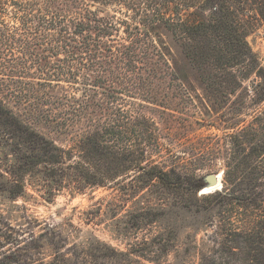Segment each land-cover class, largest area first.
Wrapping results in <instances>:
<instances>
[{
    "label": "trees",
    "instance_id": "1",
    "mask_svg": "<svg viewBox=\"0 0 264 264\" xmlns=\"http://www.w3.org/2000/svg\"><path fill=\"white\" fill-rule=\"evenodd\" d=\"M229 3L230 0H0V48L10 44L18 50L5 58L10 68L1 70L7 64L3 60L0 68V138L10 145L13 155L11 163L0 166V189L15 199L23 195L30 178L45 186L48 197L57 189L50 180L55 185L66 183L72 186L70 189L81 190L85 185H105L115 174L136 177L140 186L160 193L171 188L175 166L165 169L146 152L148 147L155 150V144L148 126L151 120L140 112L142 104L126 100L123 108L112 103L141 91L156 93L137 84L143 87L154 80L173 78L160 27L189 37L209 27L221 34L226 14L223 12L229 9ZM207 6L214 11L209 22L188 18L191 10L204 12ZM8 71L20 78L29 77L32 90L38 93L31 97L33 100L29 98L33 94L10 90L5 74ZM5 95L19 112L6 104ZM263 117L255 119L261 121ZM34 119L59 134H81L67 147L59 146L29 126ZM248 136H264V130L259 132L252 126L239 130V148L231 154L233 160L224 172L223 189L216 195L262 208L264 189L254 191V180L264 178V144H253L247 151L238 138ZM178 157L175 154L170 160ZM191 177L199 181L196 175ZM237 182L248 184L252 191L235 194L224 188ZM192 185V196L197 197L199 185ZM244 219L247 222L240 224L228 220L221 249L216 250L224 263L252 262L264 255V214L253 212ZM40 235L30 234L26 239L9 236L13 249L2 251L0 243V264H94L93 253L87 249H57L45 258L44 251L39 250L43 246Z\"/></svg>",
    "mask_w": 264,
    "mask_h": 264
},
{
    "label": "rangeland",
    "instance_id": "2",
    "mask_svg": "<svg viewBox=\"0 0 264 264\" xmlns=\"http://www.w3.org/2000/svg\"><path fill=\"white\" fill-rule=\"evenodd\" d=\"M191 11L189 19L206 22L214 15L209 6L204 12ZM223 13L221 34L209 27L189 37L160 27L173 78L145 83L144 88L137 84L156 93L141 91L112 103L123 108L126 100L142 104L140 112L151 120L148 126L155 144V150L148 147L146 152L165 169L175 166L174 185L160 193L140 186L136 177L115 174L105 185H85L81 190L50 180L57 189L48 197L45 186L30 178L23 195L15 199L0 189L2 251L13 249L9 236L26 239L41 234L39 250L47 259L57 249H87L93 253L94 264H227L216 250L221 249L228 220L240 224L247 222V214H264V206H247L216 195L223 189L231 154L239 148V130L250 126L264 130V0H230ZM17 52L10 44L0 48V68L2 60L7 63L1 70L10 68L5 58ZM5 74L10 90L33 94L29 98L38 94L29 77L20 78L11 71ZM5 96L6 104L19 112ZM256 116L263 118L258 121ZM29 126L64 147L81 134H59L35 119ZM238 139L247 151L253 144H264V136ZM175 154L179 157L170 160ZM12 161L10 145L0 138L1 168ZM219 172L221 188L203 193L206 176ZM192 175L199 181H193ZM193 183L199 185L197 197L190 190ZM254 184V191L264 189V178L256 177ZM224 188L235 194L252 191L241 182ZM230 264H264V255L252 262L233 260Z\"/></svg>",
    "mask_w": 264,
    "mask_h": 264
},
{
    "label": "bare ground",
    "instance_id": "3",
    "mask_svg": "<svg viewBox=\"0 0 264 264\" xmlns=\"http://www.w3.org/2000/svg\"><path fill=\"white\" fill-rule=\"evenodd\" d=\"M220 177H221V172L217 173V183L214 184V185H207V186H204L202 187V192H211L212 190H215V189H220L221 188V181H220Z\"/></svg>",
    "mask_w": 264,
    "mask_h": 264
},
{
    "label": "water",
    "instance_id": "4",
    "mask_svg": "<svg viewBox=\"0 0 264 264\" xmlns=\"http://www.w3.org/2000/svg\"><path fill=\"white\" fill-rule=\"evenodd\" d=\"M205 179L208 182V186L209 185H214V184L217 183V173L208 174Z\"/></svg>",
    "mask_w": 264,
    "mask_h": 264
},
{
    "label": "built area",
    "instance_id": "5",
    "mask_svg": "<svg viewBox=\"0 0 264 264\" xmlns=\"http://www.w3.org/2000/svg\"><path fill=\"white\" fill-rule=\"evenodd\" d=\"M263 62H264V53H263Z\"/></svg>",
    "mask_w": 264,
    "mask_h": 264
}]
</instances>
